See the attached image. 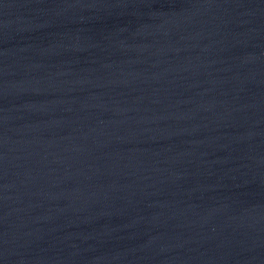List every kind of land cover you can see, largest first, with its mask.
Here are the masks:
<instances>
[{"label": "water", "instance_id": "obj_1", "mask_svg": "<svg viewBox=\"0 0 264 264\" xmlns=\"http://www.w3.org/2000/svg\"><path fill=\"white\" fill-rule=\"evenodd\" d=\"M0 264H264V0H0Z\"/></svg>", "mask_w": 264, "mask_h": 264}]
</instances>
